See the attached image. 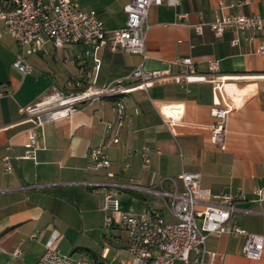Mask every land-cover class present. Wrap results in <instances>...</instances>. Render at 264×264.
I'll list each match as a JSON object with an SVG mask.
<instances>
[{"label":"crops","instance_id":"1","mask_svg":"<svg viewBox=\"0 0 264 264\" xmlns=\"http://www.w3.org/2000/svg\"><path fill=\"white\" fill-rule=\"evenodd\" d=\"M75 1L102 20L108 30L125 23L123 8L129 0ZM229 13L264 16V0L246 4L237 0H177L175 5L152 6L147 16L145 57L111 46L100 52L98 83L123 78L127 84L132 79L126 76L138 66L166 72L161 82L147 89L118 95L125 111L119 141L112 143L107 129V123L116 119L114 98L103 97L68 118L36 127L40 149L35 159L21 157L31 122L25 121L19 108L52 92L69 91L68 81L83 76L89 66L81 59L82 44L56 48L47 43L44 51L27 55L32 70L20 72L13 65L20 49L0 20V264H35L53 233H57L53 246L63 254L87 262L120 264L125 258L119 249L125 242L124 233L117 227H104L105 212L101 209L109 189L118 192L123 210L138 213L156 207L172 220L158 195L84 182L172 192L171 179L181 189L178 175L195 171L200 173L201 185L211 192L240 194L234 202V223L249 232L264 233V204L251 203L254 188L264 185V56L257 52L264 41V28L255 33L227 29L216 37L209 23ZM198 24L200 33L195 31ZM233 39L238 40L236 45L231 43ZM69 48L81 53L67 54ZM186 56L193 62L190 70L176 63ZM208 59L218 62L225 97L232 107L226 118L223 149L209 140L215 121L210 107L220 95L215 97L213 83L208 80ZM171 104L179 105L178 113L167 107ZM161 108L178 116L179 121L164 122ZM96 146L103 147L109 167L95 168L90 163L88 153ZM142 146L149 148V162L134 152ZM7 154L13 166L10 172L4 171L1 161ZM126 161L128 167H124ZM123 191L124 198L120 196ZM32 232L34 237H30ZM113 236H120L121 244L111 241ZM105 240L111 246L103 254ZM243 243L244 236L239 234L206 237V248L222 255L217 264H264V251L259 259H248L242 254ZM16 250L20 254L16 255ZM175 264L183 263L177 260Z\"/></svg>","mask_w":264,"mask_h":264},{"label":"built area","instance_id":"2","mask_svg":"<svg viewBox=\"0 0 264 264\" xmlns=\"http://www.w3.org/2000/svg\"><path fill=\"white\" fill-rule=\"evenodd\" d=\"M238 4H246L249 0H237ZM166 3L175 5L177 0H129L124 6L126 15L123 26L106 29L94 13L82 9L75 0H0V20L6 33L15 40L20 51L14 67L22 73H29L32 68L27 55L37 50L44 51V46L51 43L56 48L67 44H82L83 62L89 66L83 76L68 81V86L75 92L64 94L52 92L46 98L20 107L19 112L25 114V121L31 122L27 129V144L22 158L35 159L40 146L36 144L35 128L52 121L68 118L83 108L84 105L103 97H113L112 109L115 112L114 122L107 123L110 131V141H119L118 132L124 125V104L118 95L129 93L135 89H147L159 83L166 75L162 70H145L136 67L126 78L132 81L124 83L123 78H116L109 83H98L100 70V52L107 47H118L126 53L141 54L145 57V37L149 29L148 11L154 5ZM216 37H220L227 29L253 33L264 28V16L259 14L229 13L217 16L209 23ZM196 33L201 32V25H195ZM233 45L237 39L231 41ZM257 52L264 56V41ZM210 80L213 91L220 95L210 107V114L215 121L210 127V143L218 149H223L226 136V118L232 111L231 104L225 97L224 79L218 74V62L208 59ZM176 63L186 70L193 67L191 57L186 56L176 60ZM204 78V77H203ZM3 92L0 90V97ZM171 110L179 112V105L171 104ZM164 122H177L174 117L161 108ZM130 152V151H129ZM134 152L139 153L144 162H149V148L142 146ZM90 163L95 168H107L110 161L102 146L90 149ZM3 169L10 172L13 168L11 157L7 154L1 158ZM129 162H124L128 167ZM112 176V173H107ZM182 188L178 189L174 179V190L166 192L154 188H142L137 185H121L110 182H84L85 185L106 187H122L144 190L158 195L164 204L165 211L171 215L167 219L163 210L148 207L135 213L123 210L120 206L118 192L107 190L101 200V209L105 212L104 227H117L124 233L125 242L119 249L125 258L120 264H175L179 260L183 264H217L222 255L206 248V237L226 233L244 236L242 254L248 259H259L264 251V233H252L234 223L232 214L237 210L234 202L241 198L240 194L213 193L200 183V173L182 171L178 175ZM2 189L0 188V193ZM253 204H264V185L254 188ZM57 233H53L45 244V249L35 264H89L86 260L73 258L61 253L53 246ZM32 232L30 237H34ZM121 244L120 236H113L111 241ZM111 246V242L103 243V254ZM15 254H20L19 250ZM106 255V254H105ZM93 264H111L95 262Z\"/></svg>","mask_w":264,"mask_h":264},{"label":"rangeland","instance_id":"3","mask_svg":"<svg viewBox=\"0 0 264 264\" xmlns=\"http://www.w3.org/2000/svg\"><path fill=\"white\" fill-rule=\"evenodd\" d=\"M78 47V49H79V46H77ZM78 49H75L74 51L71 49V48H69V50L67 51V54H71V55H73L74 53H81V51L80 50H78ZM76 90L75 89H70L69 91H66V92H63L64 94H69L70 92H75ZM121 197H126V194H125V192L123 191V193L120 195ZM157 206H159L160 204L159 203H155ZM119 256H122V254H119ZM88 262H89V264H93V262H92V260L91 259H89L88 260Z\"/></svg>","mask_w":264,"mask_h":264},{"label":"trees","instance_id":"4","mask_svg":"<svg viewBox=\"0 0 264 264\" xmlns=\"http://www.w3.org/2000/svg\"><path fill=\"white\" fill-rule=\"evenodd\" d=\"M107 55V54H106Z\"/></svg>","mask_w":264,"mask_h":264}]
</instances>
